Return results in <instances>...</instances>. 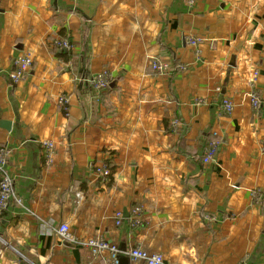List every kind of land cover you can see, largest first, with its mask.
<instances>
[{
  "label": "crops",
  "instance_id": "crops-1",
  "mask_svg": "<svg viewBox=\"0 0 264 264\" xmlns=\"http://www.w3.org/2000/svg\"><path fill=\"white\" fill-rule=\"evenodd\" d=\"M61 29L68 59L56 55ZM23 53L32 65L13 84ZM102 70L97 90L88 79ZM0 121L24 201L0 212V264H106L61 238V223L166 264H264V0H0ZM105 159L111 184L91 168Z\"/></svg>",
  "mask_w": 264,
  "mask_h": 264
},
{
  "label": "built area",
  "instance_id": "built-area-1",
  "mask_svg": "<svg viewBox=\"0 0 264 264\" xmlns=\"http://www.w3.org/2000/svg\"><path fill=\"white\" fill-rule=\"evenodd\" d=\"M196 0H186L188 7H193ZM187 43L190 45H196L199 43V39L195 37H189ZM55 45L60 48L70 49L72 44L68 38L57 37L55 40ZM32 57L30 54L23 53L14 56L11 60V69L8 73V79L11 83H18L20 80L24 79L27 75L31 65ZM151 68L154 71L165 72L168 70V64L162 62L158 59H154L151 62ZM256 72L254 73V75ZM110 78L106 70L97 72L88 79V83L97 90H102L108 87ZM250 99V104L253 108H257L259 105V99L256 94L250 93L248 95ZM59 101L63 104L65 99L63 97L59 98ZM220 107L225 113H230L233 110V103L224 98L221 101ZM215 135V133H214ZM44 147V156L46 162H51L55 147L52 141H44L42 143ZM216 143L211 141L207 144L202 162L207 164L211 161L215 153ZM93 172L102 180H109L110 174L109 169L103 163H94L91 165ZM24 203L21 196L15 190L14 181L11 175L7 171L6 154L2 148H0V212L8 208L10 204H15L17 206H22ZM122 212H115V222L120 224L122 220ZM131 223L134 226H138L142 223V218L140 214L139 207H133L131 209ZM56 233L64 240L77 243L81 247L86 248L92 255H103L106 264H119V257L126 255L133 260L142 261L145 264H166L164 262L163 256L158 253H149L141 248H130L127 251H121L115 243H112L100 235H94L92 237L84 238L78 240L69 231V226L66 223H61L55 229Z\"/></svg>",
  "mask_w": 264,
  "mask_h": 264
},
{
  "label": "trees",
  "instance_id": "trees-1",
  "mask_svg": "<svg viewBox=\"0 0 264 264\" xmlns=\"http://www.w3.org/2000/svg\"><path fill=\"white\" fill-rule=\"evenodd\" d=\"M59 33H60L59 34L60 37H65L66 36V35H64L65 33L62 31V29L59 31ZM54 46H55V49H56V55H58L59 57H61L63 59H68L70 57V55H71V48L70 49L60 48V47H58L55 44H54ZM64 109H65V107H62V110L65 113ZM43 158H45V156ZM102 163L104 165H106V167L109 169L110 177H109V180H108V184H111V182H112V175L114 173L115 167H114V165H113V163H112V161L110 159H105ZM20 261H21V259H20Z\"/></svg>",
  "mask_w": 264,
  "mask_h": 264
},
{
  "label": "water",
  "instance_id": "water-1",
  "mask_svg": "<svg viewBox=\"0 0 264 264\" xmlns=\"http://www.w3.org/2000/svg\"><path fill=\"white\" fill-rule=\"evenodd\" d=\"M0 124L5 127L7 130L10 128L9 121H0ZM126 262V258L124 256L119 257V264H124Z\"/></svg>",
  "mask_w": 264,
  "mask_h": 264
}]
</instances>
